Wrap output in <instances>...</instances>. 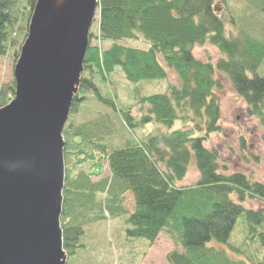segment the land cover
<instances>
[{
    "label": "trees",
    "instance_id": "obj_1",
    "mask_svg": "<svg viewBox=\"0 0 264 264\" xmlns=\"http://www.w3.org/2000/svg\"><path fill=\"white\" fill-rule=\"evenodd\" d=\"M35 1L0 0V55L11 31L27 24ZM220 1L226 4L228 0ZM98 2L95 17L98 34L89 33L83 63V73L88 76L81 75L70 114L78 111L87 93L115 109L113 101L98 93L93 74L104 81L119 68L129 82L163 80L167 78V67L174 71L179 85H169L165 93L142 96L138 103L146 109L137 120L128 109L119 112L130 128L156 123L170 129L177 120L183 125L171 132L150 134L141 142L128 140L109 153L102 143L87 141L91 136L82 126L68 125L63 129L65 156L72 146L75 155H82L80 159L91 160L92 154L83 151V146L101 147L111 173L104 212L111 217L119 216L121 195L131 193L133 210L126 219L129 226L126 236L145 239L149 245L165 230L175 244V249L167 254L168 264H248L209 243L226 244L240 217L249 229L253 230L252 225L261 228L264 210L245 208L242 202L246 196L264 200V184L251 181L242 172H221L219 152L206 147L205 142L211 134L222 130L219 98L214 92L221 86L216 72L228 77L234 92L246 105V115L256 117L264 128V75L256 74L264 60V43L245 30L236 36L227 35L223 19L215 12V0ZM139 38L148 44L147 49L121 43ZM93 40L111 44L101 50ZM206 42L223 55L215 64L199 60L193 54L196 45ZM13 91V82L1 87L0 107L12 98ZM192 156L198 180L194 185L181 186L179 182ZM98 190L103 191L80 172L64 187L63 206L70 211L74 206L81 210L93 207ZM72 223L62 224L63 248L69 257L75 255L84 233L80 224ZM254 238L264 250V231L259 230L251 237Z\"/></svg>",
    "mask_w": 264,
    "mask_h": 264
},
{
    "label": "rangeland",
    "instance_id": "obj_2",
    "mask_svg": "<svg viewBox=\"0 0 264 264\" xmlns=\"http://www.w3.org/2000/svg\"><path fill=\"white\" fill-rule=\"evenodd\" d=\"M214 8L216 14L224 21L227 35L236 36L239 31L245 30L264 43V11H262L264 2L262 0H254L253 4L248 0H228L226 4L215 0ZM232 19L234 24H231ZM97 29V22L94 20L90 32L98 34ZM26 30L27 24L22 29L12 30L3 43V52L0 55V89L5 84L13 82V68L26 37ZM93 43L101 50L107 49L111 44L97 40H93ZM121 43L142 50L148 48V44L140 38L124 40ZM193 54L197 59L210 61L213 64L223 56L216 47L207 42L196 45ZM165 70L166 79L139 82L127 81L119 68H115L104 81L93 74L92 78L98 86V93L102 98L113 101L115 109L104 104L94 94L87 93L86 101L79 106L76 113L69 115L65 127L82 126L91 136L87 141L94 144L102 143L107 153L115 148L123 147L128 140L141 142L150 134L160 135V133L182 128L183 124L179 120L175 121L170 129L156 123L130 128L124 123L119 112L121 109H128L133 119L137 120L146 109L144 105L138 103L142 96L165 93L169 85H179L174 71L167 67ZM82 74L88 76L87 73L82 72ZM256 74L264 75V60L258 66ZM215 76L221 84L214 92L219 98L221 115L219 124L222 130L220 133L211 134L205 146L219 152L221 172L227 174L242 172L251 181L264 184V128L256 117L246 115V105L234 92L228 77L217 72ZM195 136L199 134L196 133ZM83 151L91 153L93 159L90 160L87 157L80 159L82 155H75L76 149L74 150L72 146L68 154L66 156L64 154V187L72 183L78 173L82 172L88 177L90 183L99 184V188L103 191L95 192L93 207L90 205L82 210L78 206H74L72 211L67 207L64 208L63 197L61 227L62 224L68 225L72 221V224H80L84 231L78 241L80 247L77 248L73 257L68 256L66 264H168L167 254L175 249V244L165 230L160 232L154 242L149 245L145 239L126 236L125 230L129 228L126 219L133 210L131 193L126 191L121 195L119 207L117 206L120 209L119 216L111 217L107 211L104 212L106 195H109V191L106 193L107 186L111 179L107 160L101 147L89 144L83 146ZM197 180L198 171L192 156L179 185L191 186ZM231 198L237 201L235 195H231ZM242 205L253 210H264V200L257 196H246ZM252 227L253 230L249 229V225L243 217H240L226 244L220 245L212 241L209 246L222 248L229 257L244 260L248 264L264 262L263 248L257 238L251 239L259 230L264 231V223L261 228L257 225Z\"/></svg>",
    "mask_w": 264,
    "mask_h": 264
},
{
    "label": "water",
    "instance_id": "obj_3",
    "mask_svg": "<svg viewBox=\"0 0 264 264\" xmlns=\"http://www.w3.org/2000/svg\"><path fill=\"white\" fill-rule=\"evenodd\" d=\"M98 0H36L0 107V264H66L63 129Z\"/></svg>",
    "mask_w": 264,
    "mask_h": 264
}]
</instances>
